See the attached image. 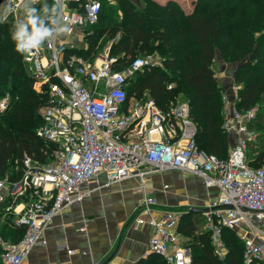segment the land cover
<instances>
[{"label":"built area","instance_id":"built-area-1","mask_svg":"<svg viewBox=\"0 0 264 264\" xmlns=\"http://www.w3.org/2000/svg\"><path fill=\"white\" fill-rule=\"evenodd\" d=\"M26 1L2 0L0 16L14 21L32 88L46 95L35 135L54 148L48 163L24 155L17 179L0 177V224L10 218L24 229L17 241L0 237L1 264H21L33 247L46 243L45 231L54 216L93 191L128 178H135L143 193L138 209L149 215V252L166 264H192L178 230L183 213L170 209L159 217L151 215L155 199L146 180L173 170L188 172L218 190L204 212L213 253L221 259L226 255V228L242 242L245 264L264 263V167L247 161L248 143L256 138L248 122L255 118L256 106L239 112L231 101L223 128L234 143L227 157L219 159L198 148L185 98L162 109L148 94L128 97L127 78L157 66L153 56L138 55L123 66L111 54L112 43L92 57L75 52L87 48L86 29L97 22L103 2L116 0H47L53 11L38 9L41 23L36 29L27 27L28 11L45 0ZM10 97L8 92L0 96V110ZM101 173L103 183L96 181ZM144 222L140 216L134 219L135 226Z\"/></svg>","mask_w":264,"mask_h":264},{"label":"trees","instance_id":"trees-1","mask_svg":"<svg viewBox=\"0 0 264 264\" xmlns=\"http://www.w3.org/2000/svg\"><path fill=\"white\" fill-rule=\"evenodd\" d=\"M191 5V10L184 12L174 1L161 4L144 0L141 7L133 0L105 1L97 22L86 29L90 42L80 53L92 57L95 40L105 35L107 39L117 37L111 45V54L123 66L143 53L160 54L161 67H145L127 78L128 97L148 94L165 109L182 94L196 124L198 148L224 159L229 153L230 134L223 128V88L214 76V59L220 55L228 62L239 60L233 72L238 86L234 107L239 112L258 107L255 118L248 122L250 128L263 122L264 0H193ZM33 8L52 12L47 0L32 5L28 14ZM17 40L14 21L2 20L0 16V96L8 92L13 98L9 108L0 114V177L11 180L19 177L24 155L48 163L54 148V144L35 135L41 123L39 109L46 95L33 90V80ZM170 83L173 86L168 89ZM259 136L264 140V132ZM252 142L248 143L252 149L247 161L258 167L264 162V144ZM5 221L0 236L19 240L24 229L12 223V219L10 222V218ZM178 229L186 237L192 264H245L243 245L234 231L222 230L227 253L221 259L213 253L209 232L198 229L188 214H182ZM235 240L240 241V246ZM151 254L153 264H166L161 256Z\"/></svg>","mask_w":264,"mask_h":264},{"label":"crops","instance_id":"crops-1","mask_svg":"<svg viewBox=\"0 0 264 264\" xmlns=\"http://www.w3.org/2000/svg\"><path fill=\"white\" fill-rule=\"evenodd\" d=\"M153 1L161 4L174 1L177 5L185 2L184 0ZM192 1H187L189 5L183 9L184 12L191 10ZM85 39L87 46V38ZM81 51L82 49L75 50L79 54ZM235 67L229 72L226 67L220 73V77H217L223 93L230 100L228 104L223 102L225 111L229 110L231 101H234L235 97L236 84L233 79ZM229 138L230 151L234 136L229 135ZM104 180L102 173L96 179L100 183ZM164 185H167V188L164 189ZM146 187L149 188V195L155 199L151 215L157 217L162 216L166 210H181L183 208L181 204L185 202V199H188L189 204L194 205L192 208H200L201 205L204 206V203H209L216 197L212 198L213 194L209 191L218 192L215 187L205 186L200 179L188 172L178 170L151 175L146 180ZM142 197L143 193L138 190V181L135 178L124 179L117 184L93 191L80 203L66 207L54 216L45 231L46 243L33 247L21 264L155 263L149 259V257L154 259L149 252L150 227L147 223L149 215L138 209ZM207 204L201 210H206ZM201 210L197 209V212ZM137 216L144 218L145 222L135 226L134 219ZM190 218L193 221V217ZM5 222H2L0 227ZM196 224L198 226V223ZM82 227L84 229L80 230ZM180 233L186 241L185 235Z\"/></svg>","mask_w":264,"mask_h":264},{"label":"rangeland","instance_id":"rangeland-1","mask_svg":"<svg viewBox=\"0 0 264 264\" xmlns=\"http://www.w3.org/2000/svg\"><path fill=\"white\" fill-rule=\"evenodd\" d=\"M185 2H182L181 3V5L180 4H178V7H183V8H181L182 10L183 9H186L187 7H188V0H184ZM133 2L136 4V5H138V6H143V3H144V0H133ZM26 3H27V5H30V1L29 0H27L26 1ZM115 3V2H114ZM4 8V7H3ZM106 9L104 8V10H103V12H102V14L104 13V11H105ZM37 13H38V9H36V8H33L30 12H29V14L27 15V17H28V21H29V23H27V27L30 29V28H32V26H34L35 27V29L36 28H39V21L38 20H40V18H41V15H37ZM120 15H121V13L119 12V17H117V19H119L120 18ZM39 16V17H38ZM25 27H26V25H25ZM117 38V37H116ZM116 38H106V36L104 35V36H102L101 38H99V39H97V40H95V45H94V52H93V56L94 55H96V54H98V53H100L101 51H103L106 47H108V45L110 46V43H113L114 41H116ZM90 42V40H87V44ZM146 54H149L150 56H151V58H152V56H153V59L154 60H156V62L158 61L159 62V64H157V66H159V67H161L162 66V63H161V61H163L162 60V56L160 55V54H157V52H154V51H151V52H148V53H143V54H141V55H145L146 56ZM219 56V57H218ZM238 61L239 60H233V61H230V62H228V61H225V59H222L221 57H220V55H217L216 56V58L214 59V63H213V71H214V76L217 78V77H220V73H222L223 71H224V69L227 67L228 68V72L229 71H231V70H233V67L234 66H236L237 65V63H238ZM237 88H238V86H236L235 85V88H234V92H235V94H234V96L236 95V90H237ZM2 96V95H1ZM179 97H182V98H184L183 96H182V94H180L179 95ZM12 97H10L9 98V100H8V106L6 107V109H4V110H0V114H3L8 108H9V106L12 104ZM227 99V97H226V95L223 93V95H222V101L224 102L225 100ZM258 110V107H256V111ZM225 113H226V111H225ZM257 126H254L252 129L254 130V132H255V136H256V138H255V140H253V142L252 143H256V144H258V143H261V144H264V140L259 136L260 134H262L263 132H264V121L263 122H260V123H258V124H256ZM251 149H252V146H250V147H248V153H247V157L249 158L251 155H250V151H251ZM228 151H229V148H228ZM258 166H260V167H264V162L263 163H261V164H258ZM213 190V189H212ZM209 193L210 194H213V195H211V197L213 198V197H215L216 196V194H217V192L215 193L214 192V190L213 191H209ZM187 197V196H186ZM210 199V198H209ZM208 199V200H209ZM187 201V202H186ZM208 203V202H207ZM207 203H204L205 205L207 204ZM210 203V202H209ZM208 203V204H209ZM207 204V205H208ZM182 206H183V208L182 209H189L188 211L187 210H183V213H185V214H188L189 215V218L190 217H193V222H195V223H198V227L200 228V229H205V227H206V220H207V217L205 216V214H204V212H205V210L203 211V210H201L202 208H204V206L203 205H201V207L199 208H196L195 207V209L194 208H192V207H194V205L192 206V204H189L188 203V199L186 200L185 199V202L184 203H182L181 204ZM182 209L180 210V211H182ZM197 209H200L201 211H198L197 212ZM192 212H193V214H192ZM191 214L193 215V216H191ZM190 219H192V218H190ZM257 224V223H256ZM5 236V235H4ZM6 237V236H5ZM8 238H10L9 236H7ZM240 241H238V240H235V243H237L239 246H240V243H239ZM238 254H240V253H238Z\"/></svg>","mask_w":264,"mask_h":264}]
</instances>
